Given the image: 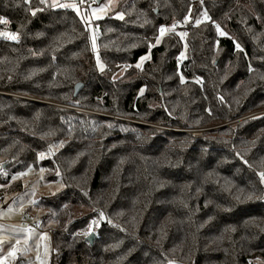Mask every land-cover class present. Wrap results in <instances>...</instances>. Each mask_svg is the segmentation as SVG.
Masks as SVG:
<instances>
[{
    "label": "trees",
    "instance_id": "trees-1",
    "mask_svg": "<svg viewBox=\"0 0 264 264\" xmlns=\"http://www.w3.org/2000/svg\"><path fill=\"white\" fill-rule=\"evenodd\" d=\"M203 1L210 20L157 45L199 0H120L94 21L102 71L81 15L0 0L18 37L0 38V89L24 96L0 95V200L27 170L63 185L34 204L52 264L264 263V114L243 118L264 109V0Z\"/></svg>",
    "mask_w": 264,
    "mask_h": 264
},
{
    "label": "rangeland",
    "instance_id": "rangeland-1",
    "mask_svg": "<svg viewBox=\"0 0 264 264\" xmlns=\"http://www.w3.org/2000/svg\"><path fill=\"white\" fill-rule=\"evenodd\" d=\"M58 2L59 3L80 4V2H77V0H58ZM119 2L120 0H104L101 3L90 5L87 11L90 12L91 8L97 5L102 6L104 4H108L109 7L108 9H106V12H100L96 14L100 17L99 19H102V18L107 17L114 10H116ZM88 19L90 22L87 23V25L90 30L92 43L94 39L95 44H96V48L94 50L96 61H97L99 69H101V66L104 68V64L101 59L98 45H97L96 26L94 23V21L99 20V19H96L91 14L89 15ZM186 35L188 34L186 33ZM183 53H184L183 58H185L187 54L186 46L183 50ZM145 56L150 57V53L146 54ZM145 61L146 60L144 61L139 60V62L141 63V67L139 68L140 70H142V65ZM54 105H58V106L69 108V109H75L78 111H86L90 113L91 112L95 113L91 110L84 109V108L74 106V105H64V104H58V103H54ZM97 114H100L102 116H110L112 118H115V117L120 118L116 115H108L102 112L97 113ZM260 114H264V109L256 111L254 113H250L249 115L255 116V115H260ZM243 118H247V117L244 116ZM126 119L129 120L128 118ZM17 175H18L17 178L14 180H18V179L22 180L23 182L22 190L17 193L10 194V195L5 194V199L0 200V239L7 242L2 247H0V252L6 253L8 250L9 244H15L16 240H20L21 243L20 245H18V247L20 248V252L17 253V256L15 258H10L9 264H14V261H16L20 257H22L23 259H26L27 261L33 264H52V252H53L52 250H54V248L52 246V238L50 237V235L46 233H38V232L28 233L25 230V227L21 223L20 220L25 210L31 207H32L31 211L33 213L38 214V215L43 213L42 211L34 207V204L37 198L58 192L63 188V185L59 182L44 181L43 173L41 171L35 172L33 170H27L23 174H17ZM92 232L97 233V230L94 226H93ZM44 234H46V237ZM37 256H39V259H37ZM256 263L264 264L260 261Z\"/></svg>",
    "mask_w": 264,
    "mask_h": 264
},
{
    "label": "snow or ice",
    "instance_id": "snow-or-ice-1",
    "mask_svg": "<svg viewBox=\"0 0 264 264\" xmlns=\"http://www.w3.org/2000/svg\"><path fill=\"white\" fill-rule=\"evenodd\" d=\"M25 2L27 3L28 0H25ZM202 2V0H201ZM41 4H47L48 7L51 8H62V9H73L75 12H77V14L81 15V17L83 18V22L85 23H89V15L91 14L92 16H94L96 19H99L100 17L98 15H96L97 13L100 12H106V9H108L109 5L108 4H104L102 6L97 5L93 8H91L90 12L89 11H85L83 13L80 12V7L81 5H85V0H80V4L77 3H59L58 0H51V3H48V0H40ZM33 15L35 14V12L37 11V9H32L31 10ZM119 19H123V15L122 14H117ZM190 17L189 16H185L184 19L187 21ZM204 18L205 20H210V17H208L207 13H204ZM201 21L199 19H197L196 23L199 24ZM0 23H7V21L5 20V18L0 17ZM215 23V22H213ZM216 31L218 33L219 36H227L228 34L224 31L221 30L220 25L216 24ZM159 35L156 36V44H160L161 43V39L166 31L165 26L161 25L159 27ZM179 35L181 37L185 36L186 33H179ZM0 36H7L9 37L11 40H17V35L15 33H11V32H0ZM234 47L235 49H237L238 51H243L241 45L236 42L235 40L233 41ZM154 45H149V47H152ZM92 47L95 50L96 48V44H95V40L93 39V43H92ZM180 57L183 58L184 57V53L181 52L180 53ZM149 57L148 56H142L140 57V61H144L147 60ZM137 68L141 67V63L137 62L136 64ZM101 70L103 71V67L101 66ZM251 71V68L249 69ZM181 83L184 82V78L183 76L180 77ZM200 81L197 80V83H199ZM144 89L142 88L140 90L141 93H143ZM210 114V113H209ZM109 127H111V125H109ZM237 155H239V153H237ZM38 157L39 158H44V154L43 153H38ZM245 164H247V161H244ZM256 175L258 176L259 179V183L261 185H264V171L261 172H257ZM13 179H16L15 176H13ZM94 211H98V210H94ZM105 221V213L103 211H99V215H98V219H93L89 222L88 224V231L84 233L85 236L88 235V233L93 231V226L95 227H99L101 222ZM108 223H111V221H107ZM28 231H31V229H28ZM46 237V234H44ZM5 243H7L6 241L0 239V247H2ZM20 240H16L15 244H9L8 246V250L6 253H2L0 252V264H9V260L10 258H15L17 256V253L20 252V248L18 247V245H20ZM37 259H39V256H37ZM168 264H175L174 261H169Z\"/></svg>",
    "mask_w": 264,
    "mask_h": 264
},
{
    "label": "built area",
    "instance_id": "built-area-1",
    "mask_svg": "<svg viewBox=\"0 0 264 264\" xmlns=\"http://www.w3.org/2000/svg\"><path fill=\"white\" fill-rule=\"evenodd\" d=\"M98 1L99 0H85V4L87 7H89L90 5L96 4ZM77 2H80V0H77ZM203 4H204V1L202 0V2H201V0H199L200 10L193 17L192 20L190 18L187 21L184 18L173 20L170 23L169 27L166 28L164 35L169 30L187 28L189 25L190 26H197V25L201 24L202 22H204L205 18H204V14L202 13L203 12V10H202ZM82 6H85V5H82ZM82 6L80 7V10H81ZM69 10H72L74 13H77L73 9H69ZM3 18H5L7 23H0V32H5V33L11 32L9 19L7 17H3ZM197 19H199L201 21L199 24L196 23ZM215 25H214V27L216 29ZM98 34H99V30L96 28V35L98 36ZM217 37L220 38L222 36H219L217 33ZM0 38L5 39V40H10V38L7 36H0ZM0 95H8V96H13V97H18V98H24V96L21 94L13 93V92H9L7 90H1V89H0ZM250 116H252V115H248L246 117H250ZM115 118H117V117H115ZM122 119H124V118H122ZM20 221L24 225L25 230L28 233H35V232L46 233V234H49L51 238H53V230L51 228H49L48 226H46L45 220L43 218L37 217L36 214L33 213L32 211H30V210L25 211L23 213V216H22ZM28 229H31V231H28Z\"/></svg>",
    "mask_w": 264,
    "mask_h": 264
},
{
    "label": "water",
    "instance_id": "water-1",
    "mask_svg": "<svg viewBox=\"0 0 264 264\" xmlns=\"http://www.w3.org/2000/svg\"><path fill=\"white\" fill-rule=\"evenodd\" d=\"M83 86H84V84L82 82H78L75 85V88H74V96H77L78 95V93L83 88ZM96 236H97V234L95 232H91L86 239L92 244L94 242Z\"/></svg>",
    "mask_w": 264,
    "mask_h": 264
}]
</instances>
